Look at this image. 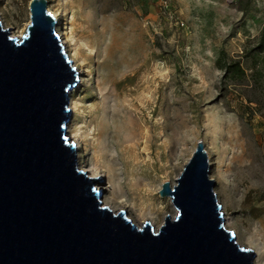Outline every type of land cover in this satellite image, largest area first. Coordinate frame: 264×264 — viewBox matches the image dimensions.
I'll use <instances>...</instances> for the list:
<instances>
[{
  "label": "rangeland",
  "instance_id": "1",
  "mask_svg": "<svg viewBox=\"0 0 264 264\" xmlns=\"http://www.w3.org/2000/svg\"><path fill=\"white\" fill-rule=\"evenodd\" d=\"M31 1L0 0L11 37L26 32ZM46 1L56 33L66 34V54L78 53L84 65L79 71L72 61L81 76L69 95L67 137L78 140V169L86 162L99 173L102 206L157 232L176 215L161 186L175 185L202 141L225 229L256 254L254 264L264 263V57L252 64L264 0ZM106 46L111 64L120 65L102 81L107 71L97 65ZM220 51L240 61L241 78L218 68ZM112 162L124 183L135 177L146 185L142 195L153 196L147 215L138 216L127 195L117 205L109 199Z\"/></svg>",
  "mask_w": 264,
  "mask_h": 264
},
{
  "label": "water",
  "instance_id": "2",
  "mask_svg": "<svg viewBox=\"0 0 264 264\" xmlns=\"http://www.w3.org/2000/svg\"><path fill=\"white\" fill-rule=\"evenodd\" d=\"M29 11L21 39L0 23V264H254L225 229L202 141L161 186L176 215L157 232L102 206V182L78 169L67 137L80 74L47 1Z\"/></svg>",
  "mask_w": 264,
  "mask_h": 264
},
{
  "label": "bare ground",
  "instance_id": "3",
  "mask_svg": "<svg viewBox=\"0 0 264 264\" xmlns=\"http://www.w3.org/2000/svg\"><path fill=\"white\" fill-rule=\"evenodd\" d=\"M55 17H57L56 15H54ZM23 32L21 33L20 36L16 37L17 39H21L23 36ZM66 38V34H61V39H62V43L64 45V47L68 46V41L65 39ZM69 58L71 61H73L75 63V67L81 71L84 68V65L82 64V61L79 54L78 53H69ZM80 61L81 65L79 68V65L77 64V62ZM124 65H127L126 62L122 63ZM120 63L119 62H115L114 64H111V55H110V46H106L104 51H103V59L101 64H98V70H105V72L107 71V74H105V77H103L102 81L106 80H110L113 76L114 73V66H119ZM80 74V73H79ZM81 76V74H80ZM111 82V81H110ZM69 139L71 140V142H73L76 146V150L79 151V146H78V140L76 139V136H70L69 135ZM80 154H79V160H80ZM114 162H112L113 164ZM81 170L83 172H86V174L92 178V179H100L99 173L97 172L96 168L91 165V163H89V165H87L86 162L82 163L81 162ZM119 170L116 168V165L113 164L111 169L107 170V178L109 180L110 183V187L113 189V194L110 195L109 199H112L114 205H117V199L118 200H122L123 198H125V196L127 195L128 198H131L132 204L135 207H138L137 213L138 216H145L147 215V212L144 208L146 203H149L151 200H153V196L150 193H145V195H142V188L146 187V185L142 184V182H139L140 178H136L135 177L132 179V181L130 182V184H126L123 182L122 176L126 175V174H122L121 175L118 174ZM130 177H133V175L131 174ZM139 177V176H138ZM131 179V178H130ZM96 185V190L102 192L103 189H100V185L98 183H95ZM116 196H115V195ZM141 196V198H140ZM107 200V199H106ZM106 200L103 199V204L104 206H106ZM140 202V204L138 205L137 203ZM121 204L123 203V201L120 202ZM119 204V203H118ZM112 211L116 210L114 208H110ZM152 212L151 207L149 209V214ZM152 214V213H151ZM138 229H140V226L138 227ZM259 264H264L261 260L259 261Z\"/></svg>",
  "mask_w": 264,
  "mask_h": 264
},
{
  "label": "trees",
  "instance_id": "4",
  "mask_svg": "<svg viewBox=\"0 0 264 264\" xmlns=\"http://www.w3.org/2000/svg\"><path fill=\"white\" fill-rule=\"evenodd\" d=\"M246 51L247 50L244 49L243 54H246ZM252 53H253L252 64L255 62V58H259L261 56L264 57V26L261 30L258 40L256 41ZM216 65L218 66L219 69L223 70L226 78H229L230 80H232V78L235 77L241 78L244 75V71L241 67L240 61L228 59V56L224 51L219 52Z\"/></svg>",
  "mask_w": 264,
  "mask_h": 264
}]
</instances>
